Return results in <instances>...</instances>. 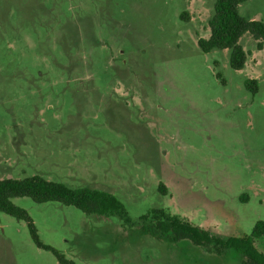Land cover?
Instances as JSON below:
<instances>
[{
	"label": "rangeland",
	"instance_id": "374dc122",
	"mask_svg": "<svg viewBox=\"0 0 264 264\" xmlns=\"http://www.w3.org/2000/svg\"><path fill=\"white\" fill-rule=\"evenodd\" d=\"M216 0H0V180L40 175L116 196L131 222L12 202L77 264H244L145 235L152 208L220 237L264 221V47L204 52ZM264 21V0L239 6ZM256 79L258 91L245 82ZM264 254V236L256 239ZM0 264H61L0 212Z\"/></svg>",
	"mask_w": 264,
	"mask_h": 264
},
{
	"label": "trees",
	"instance_id": "16d2710c",
	"mask_svg": "<svg viewBox=\"0 0 264 264\" xmlns=\"http://www.w3.org/2000/svg\"><path fill=\"white\" fill-rule=\"evenodd\" d=\"M248 0H216L214 12L209 20L210 36L200 39V48L208 53L215 49H230V65L234 70L243 69L248 52L239 43L245 33L258 41V49L264 47V21L250 20L239 12L240 4ZM247 89L258 91L256 79H248ZM29 197L36 203L59 202L74 206L87 215L109 218L119 216L131 222L125 205L112 193L91 187H71L62 182L50 181L40 175L22 179L0 180V212L27 223L34 243L51 251L61 264H77L67 259L54 247L42 242L29 213L16 206L13 198ZM140 231L160 240L177 242L189 240L194 245L206 246L217 254L227 250L236 251L244 264H264V254L255 245L256 239L264 236V221H258L251 235L243 237H220L187 219L169 214L165 209L152 208L140 216L136 223Z\"/></svg>",
	"mask_w": 264,
	"mask_h": 264
}]
</instances>
